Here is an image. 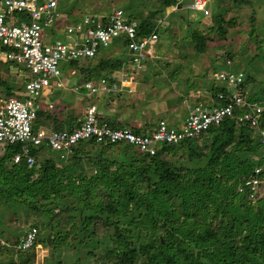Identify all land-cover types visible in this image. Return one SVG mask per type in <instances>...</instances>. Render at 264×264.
<instances>
[{"label": "trees", "instance_id": "1", "mask_svg": "<svg viewBox=\"0 0 264 264\" xmlns=\"http://www.w3.org/2000/svg\"><path fill=\"white\" fill-rule=\"evenodd\" d=\"M178 1L159 0V8L138 21L139 34L149 33L155 17ZM242 1L245 3V0H230L226 8L211 14L206 32H192L190 42L195 52L207 50L219 35L227 38V27L236 23L232 19L226 22L223 12L230 10V5L232 9L236 5L241 7ZM72 3L67 4L66 11L70 20L76 21L79 18L72 12ZM253 21L252 16L249 26L254 25ZM255 41L256 49L264 47V34ZM216 47L225 45L220 43ZM0 62L12 64L5 59ZM72 64L81 66L84 74L80 87L98 75H107L122 67L120 59L111 57H101L91 66L84 67L78 60ZM250 80L245 75L242 84L245 93ZM0 85L5 86L7 97L19 95L10 82L0 78ZM218 91L227 90L212 85L209 92L215 98ZM261 93L260 100H263L264 91ZM96 98V95H86L83 104L94 103ZM113 106L117 108L116 113L103 118L110 126H127L138 134L155 127L153 120L131 126L129 121L121 119V110L134 106L128 100L119 98ZM52 111L51 108L40 110L35 128L38 125L62 129L67 128L66 123L69 128L79 125L81 119L71 126L61 111L58 113L61 117ZM258 127H264V107ZM5 147L12 148L0 151V206L6 208L0 213L12 211L19 220L24 205L26 210L35 211L42 219L33 220L28 229L42 222L50 231H55L51 237L53 250L73 246L69 238L83 243L97 232H104L109 244L97 264H264V168L259 173L262 183L256 197L250 198L246 188L239 190L257 167L264 166V141L258 128L224 119L200 138L163 144L153 155L123 142H98L90 138L73 146L67 158L57 154L54 160L41 159V146H36L32 150L35 157L32 166L24 161L13 162L12 156L20 151L18 144ZM83 163L93 167L94 173H70L73 167ZM59 225L66 230L61 231ZM0 235L6 242L10 241L5 231L0 230ZM42 244L44 240L37 236L33 247L17 250L24 255L21 264H35L28 256L37 259ZM6 249L7 245L0 243V254ZM54 263L62 264L60 260Z\"/></svg>", "mask_w": 264, "mask_h": 264}, {"label": "built area", "instance_id": "2", "mask_svg": "<svg viewBox=\"0 0 264 264\" xmlns=\"http://www.w3.org/2000/svg\"><path fill=\"white\" fill-rule=\"evenodd\" d=\"M185 1L177 2L171 12L173 7L179 9ZM185 6L204 17L211 15L209 0H187ZM61 8L58 0H0V44L5 47L4 59L11 61L12 65L23 67L27 72L19 95L0 98V146H20V151L12 156L14 163L24 161L32 166L35 163L32 150L43 144L67 158L73 146L90 138L98 142H123L153 155L163 144L198 139L212 125L218 126L228 118L234 119L236 124L245 123L258 128L260 138L264 141V127H258L263 106L246 96L242 88L244 72L233 70L214 71L213 80L227 91H218L215 98L208 93L207 97L195 101L189 106L183 123L176 127L162 118L146 133L138 134L128 127H112L101 117L98 104L89 103L85 104L79 125L73 128H35L38 112L53 108L51 103L43 99L44 94L51 89V79L55 80L57 87L63 86L61 63L75 60L84 63L95 58L101 49L108 48L112 42L122 44L115 57L122 61V67L86 81L82 86L85 93L90 95L117 92L122 86L128 87L144 71L145 62L153 57L159 26L170 15L169 12L161 17L152 30L143 35L139 34L138 21L128 18L122 8H115L108 16H78L76 21L65 19ZM61 22H65L63 29L72 36V43L60 39L46 42L44 37L51 40L53 28ZM230 62L227 60L226 64L230 65ZM71 72H74L73 68ZM197 92L204 94L200 90ZM263 168L257 167L254 175L244 181V187L239 186L240 191L246 188L252 199L256 197L262 183L259 173ZM37 236L38 229L31 227L12 247L25 251L35 244ZM0 243L8 244L1 235Z\"/></svg>", "mask_w": 264, "mask_h": 264}, {"label": "rangeland", "instance_id": "3", "mask_svg": "<svg viewBox=\"0 0 264 264\" xmlns=\"http://www.w3.org/2000/svg\"><path fill=\"white\" fill-rule=\"evenodd\" d=\"M209 1L211 14H215L226 8L227 4L230 2V0ZM72 2L73 9H77L78 16L80 17L84 15H108L113 9L122 8L128 18L134 17L137 21L149 15L151 11L158 9L160 5L159 0H73ZM246 2L247 4H245ZM245 3L242 1L240 4L241 7L237 8L236 5L233 9L230 5V10L226 9L223 12L225 21L227 22L232 19L236 23V26L235 24L233 27L232 25L228 26L227 29H229L227 33L229 34L227 38H223V35H219L213 40V44L211 43L212 45L201 53L195 52L192 48V43L190 42L192 32L195 30L206 32L211 24L210 17H203L197 11H187L184 9L183 5L176 10L173 7V12H171L172 6L165 7L164 11L155 17L154 26L157 24V20L163 16L164 12L166 14L170 12L171 15L168 17V20H163L159 26V38L153 45V57L145 62L144 71L136 76V78H139L137 85L142 82L143 77L147 76L146 86L148 91L144 88L145 92L141 93L138 87H134L132 92L128 90L130 92L128 94H132L131 96L126 95L120 99L128 100V104H130L140 103L143 101V98L162 100L168 95L180 94L184 95L183 97L190 100V102L202 100L203 97L199 96L197 93L198 89L210 91L209 87L212 84L219 85V83L213 80L212 74L214 71L233 70L242 71L246 76L249 75L251 77V80L245 87L246 96L251 101L258 102L264 107V99L260 100L261 91H264V47L256 49L255 43V40H258L259 37H262L264 34V0H245ZM63 9L67 10V8ZM63 13L66 15L65 19H70L67 13L64 11ZM77 13L75 12V14ZM252 16L254 17V25L249 26L248 23L251 22ZM190 20H192V22H190ZM226 22H224V24H226ZM64 25L65 22L57 23V26L52 30L54 35L51 36V40L45 36V41L52 42L60 39L71 44L72 36H69L65 32L63 29ZM216 25L217 23H215V26ZM250 30H253L251 34L248 33ZM256 34H258L259 37H256ZM115 43L112 42L108 48L101 49L92 61L87 60L82 66L94 65L101 57L104 59L117 57L122 44ZM220 43L224 44L228 49L225 47L217 48L216 45ZM224 59H226V61L230 60L231 64L227 65ZM2 60H4V50L0 44V61ZM71 68L74 70L73 73L71 72ZM60 69L63 86L57 87L55 85V80L51 79V89L49 93L44 94V101L53 105V108H51L53 114L56 111L57 113L55 115L58 117V113L61 111L60 113H62V116L69 118L71 126H75L78 119L80 120L83 117L85 108L83 98L86 97V95H90V93H84L80 87L82 79L84 78V74L80 70L81 66H73L72 63H61ZM173 70L177 78L175 75L173 77ZM26 76L27 72L23 67L12 64L5 65L0 62V78L14 85L17 92H22L23 82ZM184 78L188 79L187 81L192 89V92L189 91L190 94L186 93L188 84L185 83ZM136 81L137 79L135 82ZM4 90L5 86L0 85V97L2 99L7 97ZM147 92H149V94L145 95ZM116 96L117 93L115 92L106 96H98L96 98V103H99L101 100L107 102L112 98V100H115ZM178 100H180V97ZM183 113H185V107ZM181 114L182 112L180 111L176 112L174 118H181ZM59 117H61V115ZM166 121L169 125L176 127V123L171 121L170 118H167ZM37 127L41 126L37 125ZM209 139H212L211 135ZM7 148L10 149L12 147ZM7 148L2 147L0 151L3 152L8 150ZM39 155L41 159L51 157L56 160L57 158V154L51 151L45 144L40 148ZM70 173L73 175L79 173L91 174L94 173V169L87 163H83L73 167ZM26 207L27 206L24 205V211L22 210L23 214L20 215L19 220L15 219L16 216L13 215L12 211L7 214L0 213V230L6 231L5 234L8 232L11 239V242L7 244L6 252L0 254V264H21V261L24 260V255H20L16 252L17 250L12 247L13 238H21L28 227L31 226L30 223L33 220L41 221L42 219L41 216H37V214L34 213L35 211L26 210ZM4 209L6 208L0 206V211ZM25 210L26 212H30H28L30 216L24 214ZM75 223H78V221H75ZM35 226L39 230L38 236L44 240V244H42L41 248L42 251L40 248L38 249L37 259H35L36 256L35 258L30 255L28 256L29 261H32V259L35 260V264H55L54 261L57 262L58 260H60L62 264H97L98 257L104 254L109 244L108 239L105 238V233L97 232L95 236H91V239L94 240L90 239L86 241V239L83 243L74 240V237H72V239L69 238L68 241L74 242V245L63 246L61 250L59 249L56 251L51 247V237H54L56 232L50 231L48 226L42 222H38V225ZM59 229H61V231L66 230L62 225H59ZM77 231L78 229L75 233ZM75 233L73 236H76ZM55 253L57 254L54 255Z\"/></svg>", "mask_w": 264, "mask_h": 264}, {"label": "crops", "instance_id": "4", "mask_svg": "<svg viewBox=\"0 0 264 264\" xmlns=\"http://www.w3.org/2000/svg\"><path fill=\"white\" fill-rule=\"evenodd\" d=\"M70 2H72V0L71 1L70 0H58L59 5L62 6L61 11H64L65 13H67V11L64 10L63 8H67V6H68L67 4L69 3V5H70ZM72 5H73V3H72ZM72 10H74L73 11L74 14H75V12L77 13V9H72ZM169 41H171V40H169ZM172 75H173V77H174V75L176 77L174 70H173ZM146 78H147V76L143 77L142 82L139 83V85H137L139 78H136L137 81L135 82L136 79L134 81H132L127 88L130 89V92L133 91L132 89L134 87H138V89L141 93H144L145 89L148 91V88L146 86V83H147ZM61 80H63V79H61ZM184 80H185V83L188 84V86L186 88V91H187L186 93L190 94V92H192V89L190 87L189 82L187 81L188 79L184 78ZM143 81H144V83H143ZM127 88L122 86V90L115 92V93H117L115 100H112L113 99L112 98L110 101L103 102L100 99L101 101L98 103V106H99V111H100V115L102 118L112 117L116 113L117 108L115 106H113V104H114V102H116L117 98H122V97H125L126 95H130V96L132 95V94H128L130 92L124 93L125 92L124 90ZM206 89H208V88H206ZM147 94H149V92H147L145 95H147ZM183 96L184 95H180V94L179 95L174 94L172 96L168 95L166 98H164L162 100L161 99H159V100L155 99L154 100L151 98L150 99L143 98V101H141L140 103H130L131 105H134V106H130L129 109H122L120 118L126 119L127 121H129V124H131V126H134L136 124L141 125V124H144L146 122L148 123L149 120H153V122L155 123V122H157V120L159 118H164L165 120L167 118H170L171 121L176 123V126L180 125V123L182 124L183 121L185 120L189 106L193 105V103H194V101H191L192 102L191 103L190 100H187ZM179 97H180V100H178ZM43 99H44V97H43ZM126 99H128V98H126ZM105 106H107V107L105 108ZM184 107H185V113H183ZM178 111L182 112L181 118H179V119L174 118L176 112H178ZM64 118H66V117H64ZM66 126H67V123H66ZM154 126H155V124H154ZM5 233H6V231H5ZM8 234L9 233L7 232V234H5V235L9 236ZM15 240H17V239L13 238L12 242H15ZM9 242H11V241H9Z\"/></svg>", "mask_w": 264, "mask_h": 264}, {"label": "clouds", "instance_id": "5", "mask_svg": "<svg viewBox=\"0 0 264 264\" xmlns=\"http://www.w3.org/2000/svg\"><path fill=\"white\" fill-rule=\"evenodd\" d=\"M178 2H179V1H178ZM176 4H177V3H176ZM176 4H174V5H176ZM185 4H186V1H185V3L183 4L184 9L187 10V11H189V9L186 8ZM174 5H171V6H174ZM209 8H210V1H209ZM162 12H163V11H162ZM200 14H201V13H200ZM170 15H171V14H170ZM170 15L167 16L166 20H168V17H169ZM201 15H202V14H201ZM163 16H166V13H165V12H164ZM163 16H162V17H163ZM202 16H203V15H202ZM210 16H211V15H210ZM210 16H208V17H210ZM203 17H204V16H203ZM206 18H207V17H206ZM164 20H165V19H164ZM98 77H99V76H98ZM96 78H97V77H96ZM126 88H127V87H126ZM82 89H83V88H82ZM120 90H122V87H121ZM120 90H119V91H120ZM198 90L204 92V94H200V93L197 92V93L199 94V96H202V97H207L208 93H210L208 90H207V91L202 90V89H198ZM198 90H197V91H198ZM124 91H125L124 93H128V92H129V91H128V88L125 89ZM117 92H118V91H117ZM84 93H85V91H84ZM112 93H113V92H112ZM109 94H111V93H109ZM121 94H122V93H121ZM107 95H108V94H107ZM103 96H106V95H103ZM97 97H98V96H97ZM99 97H101V96H99ZM194 102H195V101H194ZM94 103H96V102H94ZM97 104H98V103H97ZM159 119H161V118H159ZM159 119H158V120H159ZM162 119H164V118H162ZM158 120H157V121H158ZM156 123H157V122H156ZM155 125H156V124H155ZM119 127H127V126H119ZM128 128H129V127H128ZM130 129H131V128H130ZM34 227H36V226H34ZM36 228H37V227H36ZM37 229H38V228H37ZM38 231H39V230H38ZM23 236H24V235H22V237H23ZM22 237H21V238H22ZM21 238L15 240V242H18ZM15 242H13V243H15ZM9 243H10V242H8V244H9ZM35 243H36V242H35ZM34 245H35V244H34ZM34 245H33V246H34ZM33 246H32V247H33Z\"/></svg>", "mask_w": 264, "mask_h": 264}]
</instances>
